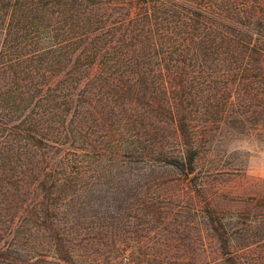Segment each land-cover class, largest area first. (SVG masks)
<instances>
[{"label":"trees","instance_id":"1","mask_svg":"<svg viewBox=\"0 0 264 264\" xmlns=\"http://www.w3.org/2000/svg\"><path fill=\"white\" fill-rule=\"evenodd\" d=\"M262 123L264 0H0V264L82 261L165 170L214 203L212 128ZM210 219L223 264H264V220Z\"/></svg>","mask_w":264,"mask_h":264},{"label":"rangeland","instance_id":"2","mask_svg":"<svg viewBox=\"0 0 264 264\" xmlns=\"http://www.w3.org/2000/svg\"><path fill=\"white\" fill-rule=\"evenodd\" d=\"M226 128H212L197 164L201 175L213 172L208 182L214 203L184 183H172L176 173L165 170L163 188L153 187L143 196L145 207L121 213L113 223L117 228L103 223L95 230L98 238L82 232L74 238L82 255L76 264H223L210 214L228 230L235 225L244 230L251 219L264 220V123L245 130ZM113 246L125 248L119 258Z\"/></svg>","mask_w":264,"mask_h":264}]
</instances>
